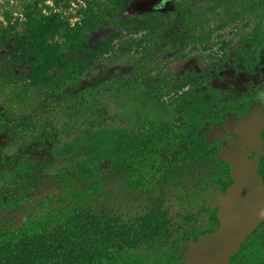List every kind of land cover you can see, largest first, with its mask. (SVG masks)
I'll return each instance as SVG.
<instances>
[{
    "label": "trees",
    "instance_id": "obj_1",
    "mask_svg": "<svg viewBox=\"0 0 264 264\" xmlns=\"http://www.w3.org/2000/svg\"><path fill=\"white\" fill-rule=\"evenodd\" d=\"M52 1V5L40 0L27 3L23 19H14L8 12L5 14L7 26L0 29V100L6 82H29L28 91L16 92L13 102L20 106L27 97L32 96L31 89L41 88L43 93L37 98V102L49 104V99L44 102L43 98L52 95L51 88H61L62 79L57 77L58 74L67 75L69 78L66 83L70 85L75 77L95 62L98 55L110 52L111 42L119 37V34H113L99 48L89 49L91 34L99 32L105 21H109L115 28L131 33L134 28L143 24L149 26L150 20L153 19L150 17V20L147 19L139 25L136 24L139 21L134 23L127 20L124 14L133 0H111L107 5L101 0H82L85 6L81 5L75 14L66 13L72 9L71 0ZM182 10L183 18H193L187 9ZM74 19L76 21L72 22ZM179 38L178 36L177 39ZM249 40L251 47L245 48L240 59L244 66L250 65L252 71L257 72L261 68L264 69V40L258 35ZM3 71H6V75L1 74ZM68 72H72L75 77L71 78ZM192 80L195 81L188 78L187 83H193ZM151 94L148 91L145 97L149 98ZM160 95L158 94L157 98ZM203 101L201 98L189 103L183 112L189 118L195 117L198 108L206 107L207 103ZM35 108L36 105H32L31 109ZM157 109L165 112L164 108ZM33 125V128H28L27 125L26 129L37 130L43 127L37 123ZM200 125L197 123L191 126L188 123L181 127L173 126L169 133H161L156 126H152L151 131L145 134V139L153 137L152 147L150 143L147 146L140 144L143 140L138 138L124 139L121 134H118L117 138L111 137L107 129H102L92 133L91 146L88 148L81 137L84 133L80 134L76 141L66 147V151L73 153L76 159L84 158L81 161L83 164L75 159L63 174H60L65 180L63 183L68 179L69 173H75L77 178L74 183H66L62 192L55 198L45 197V193H37L42 181L35 178V172L40 166L19 161L9 172L4 173L3 179L11 185H21L18 192L12 194L8 204L15 209L27 206L28 220L26 224L18 227L11 225L10 228L7 224L6 228L0 229V264L143 262L141 255H138L137 243L152 238L156 240L165 232L173 233L172 225H168L166 221L162 222V211L153 208L149 212L139 210L136 213L138 217L129 221L121 219L120 210L116 207L113 209L105 206L102 210H95L92 205L98 206L106 202L102 194L104 183L117 179L125 182L123 192L126 195L141 190L140 201L153 203L158 199L153 179L164 180L167 176L166 167H178L184 163L189 166L191 161L195 167V160H198L197 157L201 153L203 158L216 154L214 148L203 142H195L193 136H190L193 128L192 133L196 134ZM137 143L140 145L138 154ZM157 148L159 151L153 152V149ZM161 151H165L166 159L160 156ZM103 166H107V172L102 170ZM189 171L187 168L185 172L193 175L189 174ZM108 173H111V176ZM226 173L227 176H214L210 180L212 187H224L223 194L232 181L228 171ZM225 176L229 180L224 181ZM174 231L180 232L179 229ZM201 231L192 228V237L201 234ZM188 235H184L182 241H186L190 237H187ZM182 241L180 240V243ZM174 251L176 249L173 247ZM169 255L166 254L167 257ZM166 256H162L160 260H164Z\"/></svg>",
    "mask_w": 264,
    "mask_h": 264
},
{
    "label": "flooded vegetation",
    "instance_id": "obj_2",
    "mask_svg": "<svg viewBox=\"0 0 264 264\" xmlns=\"http://www.w3.org/2000/svg\"><path fill=\"white\" fill-rule=\"evenodd\" d=\"M174 0H133L129 7L127 8V12L124 14L129 21H134L136 24H140L146 22L150 17L153 19H149V26L141 25L138 28H134V31L131 33L125 31L124 29L113 27L110 22L108 23L113 29L116 31L113 34H119V37H116L111 42V50L116 47L115 44L117 41L125 39V36L130 37H138V50L140 52H146V59L144 61V66L141 68V71L146 72V74H152V80L147 84V89L141 91V88L137 90L140 93H143L145 96L146 92L149 91L151 97L148 99L152 104V115L155 119L158 114L163 115V119H156L153 123L147 124L145 121L142 123V119L137 121V129L123 132V131H115L109 130V136L118 137V134H121V137L124 139L127 138H138L139 140H143L146 146L150 143L151 147L154 146L151 144L153 141V137H148L145 139V134L151 131L152 126H156L157 129L161 133H169L172 130V127H181L183 124L190 123L191 126L197 125V123L201 124L200 129H198L196 134H193L194 128L191 131V137L195 142L205 143L208 147L214 148L216 154L210 156L209 158H203V154L201 153L195 160L196 166L194 167L193 161L189 167L187 163L183 165H174L173 168L166 167L167 176L158 181L153 179V184L156 188L157 198L153 203H145L144 201H140V195L142 194L141 190H135L134 193L126 195L124 191V181L118 180H109L106 181L103 186L102 194H104L105 203H101L98 206L92 205L95 210H102L105 206L110 208H115L120 210L121 219H127L129 221H133L138 216L136 213L139 210L143 212H149L151 208L154 210H161L160 213L163 223L169 225L171 224V230L173 233L165 232L163 235H160L156 240L152 238L151 240H146L141 243H137L138 246V255H141L143 262L140 264H184L185 256L189 251L190 246L200 239L202 236L207 234L216 233L220 226L217 218L218 206L212 212V214L207 218L203 213V206L205 203L204 196L205 194H211L216 192L217 190H223V186L217 185L216 187H212L210 180L215 177H221L223 175L231 177V168L227 161L222 159V153L225 150H229L235 143L234 140H239V136L236 134L227 133L226 137L223 141L218 140H210L209 134L212 130L226 123H231L233 121H243L249 118H264V69L258 70L257 72H253L251 66H244L242 64V59H240V55L243 53L245 48L251 47L249 39L258 35L264 40V34L260 32V29H255L254 35L252 37H239V43L241 46L235 45L234 39L230 41H225L222 39L217 40V42H213V46L218 47V51H222L221 56L217 57V62L213 66V70H207L203 72H199L196 70H188L183 75H164L163 67L160 65H156L153 67L152 64L155 61H161L162 58H166V52L169 50H176L181 47H189L192 46V50H197L198 46L201 47V40H192L191 38H185L180 36L178 33V29L180 27V23L175 22L173 13L164 12V10L173 2ZM177 2V1H176ZM176 5V4H175ZM173 5V6H175ZM174 9V7H173ZM134 13L135 17L130 19L128 15L130 13ZM176 17V16H175ZM182 21H185L182 18ZM174 23L175 25L171 24ZM175 28V29H174ZM109 27L107 24L101 25L99 32H95L91 34V38L89 40V49H97L102 46L108 39H106L103 43L96 45L94 41L97 39V35L99 33H105L108 31ZM171 30L172 34L170 35L169 31ZM122 32V34H121ZM112 34V36H113ZM125 35V36H124ZM214 32L208 34L209 38L214 37ZM180 37L177 39V37ZM134 37V38H135ZM149 37V39H148ZM59 40V39H57ZM177 40V41H176ZM253 40V39H252ZM243 41V42H241ZM143 42H146L148 47H140ZM96 46V47H94ZM132 45L128 44V46L124 47L123 44H120L116 50L120 51L122 54L128 53L132 50ZM146 48V49H145ZM208 46H204L203 49H207ZM145 49V50H144ZM264 52V49H263ZM108 53V54H109ZM139 53V51H138ZM107 53L98 55L97 59H100L103 56L108 55ZM164 55V56H163ZM161 59V60H160ZM95 62L90 65L86 70L79 76L75 77L72 72H68L71 78L75 77L72 84L67 85L66 79L69 77L65 74H58L57 77L62 79L61 88L57 86L51 88L52 95H47L43 98L44 102L49 99V104L43 105L37 102V98L41 96L43 93L41 88L31 89L30 97H27L26 100L20 106H17L14 100V95L19 90L28 91V83H10L6 82V87L4 88L3 96L0 100V124H5L8 120L7 118L11 117L8 113L10 110L22 109L29 111V115H22L19 118H15L17 121L14 122V143L17 145V140L23 141L21 147L23 149V154H15L14 156H7L5 151L0 147V197H4L5 199L0 198V229L6 228L5 225L8 224V227L11 228L13 226H21L27 223V206H23L22 209L11 208L8 204L10 197H12L13 193H17L21 185H11L7 180L3 179L5 176L4 173L9 172L12 167H15L19 161H28L29 153L25 154L27 150V146L32 145V143L38 140V144H46L50 145V153L57 159H63V165L57 168L56 175H50L48 171L42 164L38 163V160L30 161V164H36L39 167V170L35 172V178L39 181L41 180L40 187H46V191L40 192L45 193L44 196L58 197V195L64 189L65 184L69 182H73L76 180L75 173H69L68 179L63 183L64 178L63 174L64 170L76 159V156L73 153H69L66 151V147L69 146L68 143L58 140L60 138L59 131L51 124V120L46 116L56 109L59 106V100L61 98L70 97L72 99V108L81 106L83 103L82 100L85 99L82 95L75 94L70 91V89L75 85V83L79 82L84 75L89 73L91 70H99L98 63ZM166 60V59H165ZM98 61V60H97ZM162 62V61H161ZM142 65V64H141ZM165 68V67H164ZM140 71V72H141ZM1 74L6 75V71H3ZM101 72L96 76L97 79L100 77ZM188 78L195 79L192 80L193 83H187ZM236 81H232V79ZM5 81V80H4ZM139 83L138 80L135 82L126 83L125 88L134 89L135 84ZM13 89V91H11ZM96 90V88H93ZM38 90L37 94L35 91ZM135 90V89H134ZM131 95L133 96V92ZM17 94V93H16ZM161 94L159 98L157 95ZM141 95V96H143ZM190 95V96H189ZM202 96V97H201ZM23 97V95H21ZM229 97V99L227 98ZM203 98L206 102L205 108H198V112L195 117L189 118L183 110L188 106L189 103L196 102L197 100ZM251 100H255L258 102H262V110L261 112H252L254 106H251L253 102ZM28 101L30 104H28ZM4 102V103H2ZM82 102V103H81ZM32 105H36L34 110L31 109ZM86 105V103H85ZM157 107H160L164 110H158ZM82 109V107H80ZM231 111L234 114L231 120L223 119V122L218 120L221 117L226 116V112ZM157 111V114H156ZM37 112V113H36ZM14 115V113H13ZM229 115V114H228ZM160 118V116H157ZM225 120V121H224ZM219 121V124H218ZM172 122L173 124H170ZM33 123H37L38 125H43V127L35 129H26L33 128ZM51 124V126L49 125ZM207 125L210 127V131L207 133L206 138L199 137V135H203V128ZM101 128L92 131H82L78 133L77 137L80 134H83L81 137L86 142L88 148L91 146L92 133L98 132ZM106 128H103V130ZM102 130V129H101ZM88 133H90L88 135ZM76 137V138H77ZM159 137V135H157ZM199 137V138H198ZM76 138L73 141H76ZM154 139L156 137L154 136ZM32 140V142H31ZM72 141V142H73ZM256 144L260 145L263 151V155L259 158V173L264 183V128L257 133L256 136ZM36 145V146H37ZM136 147V146H135ZM137 154L139 153L140 145L137 143ZM63 149V150H61ZM39 150H43L42 147ZM152 150V149H151ZM159 150L153 149V152L157 153ZM67 152V153H66ZM160 156L164 159L167 158L165 151L159 152ZM243 155L252 160L257 157V153L252 150L250 147H247ZM79 162L83 161L84 158L80 157L76 159ZM199 162V163H198ZM83 164V162H81ZM52 164L49 160L45 162V165ZM85 164V163H84ZM102 170L107 172V166H103ZM187 168L190 170L188 175ZM170 171V172H169ZM177 171V172H176ZM86 171L83 168V173ZM169 172V173H168ZM43 174H47L44 176ZM43 175V176H42ZM111 176V173H108ZM223 178L224 181L229 180L228 177ZM104 178V177H102ZM222 178V177H221ZM232 179V177H231ZM231 184L228 188L232 185ZM210 185V186H209ZM221 187V188H220ZM227 188V189H228ZM226 189V191H227ZM126 191V190H125ZM211 191V192H210ZM225 191V193H226ZM110 193L112 195H110ZM223 193V192H222ZM224 193V194H225ZM223 194V195H224ZM14 195V194H13ZM122 201H128L127 209L122 207ZM219 205V204H218ZM201 208V210H200ZM9 215V216H7ZM117 217H119L117 215ZM166 221V222H165ZM195 226V227H193ZM197 228L198 231H201V234H198L192 237L191 229ZM175 229H179L180 232H175ZM189 235L186 241H182L184 235ZM180 240L182 243H180ZM173 247L176 251L173 252ZM166 254H170L169 257ZM162 256H166L163 258L164 260H160ZM264 263V223H262L256 231L251 234V236L243 243L239 251L231 258L229 264H263Z\"/></svg>",
    "mask_w": 264,
    "mask_h": 264
},
{
    "label": "rangeland",
    "instance_id": "obj_3",
    "mask_svg": "<svg viewBox=\"0 0 264 264\" xmlns=\"http://www.w3.org/2000/svg\"><path fill=\"white\" fill-rule=\"evenodd\" d=\"M34 1L37 0H0V29L2 26H7L5 19L7 12L11 13L14 19H23L25 5ZM40 1H45L49 5L53 4L52 0ZM110 1L101 0L104 5L109 4ZM71 2L72 9L67 11V14H75L81 5L85 6L82 0H71ZM182 9H187L193 18H184L185 21H182ZM164 12L173 13L175 22L181 24L177 28V34L195 41L201 39L203 41L201 42V47L198 46L197 50H192L193 45L186 48L181 47L176 50H169L166 52V58L160 59L162 62L155 61L152 64L153 67L157 64L163 67L164 75H183L184 73L182 72L188 70H196L200 73L213 70L214 64L217 63L214 60H217V57L222 54V51H218L217 46L212 45L213 42H217L219 39L230 41L233 38L234 42H236L235 45L241 46L239 37H252L255 29H260V32L264 34V0H174ZM134 17L135 14L132 12L128 15L130 19ZM75 21L76 19L72 20V22ZM108 23L109 21H105L109 30L105 31V33H99L93 45L97 46L103 43L116 32L113 29L111 30ZM171 24L175 25L174 23ZM211 32H214L215 35L209 38L208 34ZM169 33L170 35L172 34L171 30ZM134 37L125 36V39L117 41L115 44L116 47L113 48L111 53L97 59L98 61L96 60L99 66L98 68L100 69L91 70L70 89L73 95L79 93V95L85 98L82 100L83 103L81 102V106L78 105L72 108V102L70 100L72 98L64 97L59 100V106L46 116L51 120V124L59 131L60 138L58 140L69 144L77 137L78 133L85 130L92 131L93 129L106 128L110 131L120 130L127 132L137 129V121L139 119H142V123L146 121L147 124L153 123L156 119L164 120L163 115L160 114L157 115L160 118H157V116L155 119L153 118L150 100L137 90L138 88H141V91L147 89V84L153 81V75L141 71V68L144 66L147 51L140 52L137 49L139 44L137 40L141 37ZM120 44H123L124 47L131 44L133 48L130 52L122 54L116 50ZM204 46H208L209 49H203ZM140 47L144 48L148 47V45L146 42H143ZM100 72L101 75L97 79L96 76ZM136 80L139 83L135 84V90L125 88L126 83L135 82ZM232 81L236 80L233 78ZM93 88H96V90ZM133 90L132 96L131 92ZM35 92L37 94L39 93L38 90ZM227 98L229 99V97ZM251 102H253L251 106H254L251 111L253 113L261 112L262 102L255 100H251ZM10 111L8 114L11 117L7 118L8 120L5 124H0V147L5 151L7 156L12 157L15 154H23L22 145H20L23 141L17 140V145L13 141V136H15L13 127L14 122L17 121L15 118H19L22 115H29L30 112L25 110L24 107L20 110L11 109ZM225 114V117H221L218 120L223 122V119L231 120L234 116L230 110ZM51 124L49 125L51 126ZM210 127L209 125L204 127L202 130L203 135H199V137L206 138ZM38 142L36 140L32 145L27 146L25 154L29 153L28 161L38 160V163L42 164L48 173H51L50 175H56L58 173L56 170L63 165L64 158L61 160L55 158L49 151L50 145L48 143L37 145ZM41 147L43 150H39ZM48 160L52 164L45 165V162ZM43 175L46 176L47 174ZM44 191H46V187L37 188V193L39 194ZM222 198L223 193L221 190H217L211 194H205L203 200L207 204L202 207L204 216L208 218L221 202ZM122 207L127 209L128 201H122Z\"/></svg>",
    "mask_w": 264,
    "mask_h": 264
},
{
    "label": "water",
    "instance_id": "obj_4",
    "mask_svg": "<svg viewBox=\"0 0 264 264\" xmlns=\"http://www.w3.org/2000/svg\"><path fill=\"white\" fill-rule=\"evenodd\" d=\"M264 128V118H247L215 128L209 139L223 141L227 133L239 140L222 153L231 168L232 185L218 205L219 230L202 236L187 252L184 264H229L243 243L264 223V183L259 173V158L263 155L256 136ZM250 147L258 155L249 160L244 150Z\"/></svg>",
    "mask_w": 264,
    "mask_h": 264
}]
</instances>
